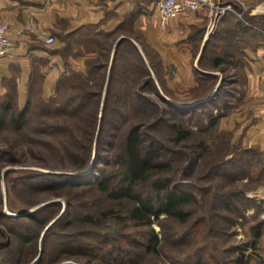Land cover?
I'll return each mask as SVG.
<instances>
[{
    "label": "rangeland",
    "instance_id": "1",
    "mask_svg": "<svg viewBox=\"0 0 264 264\" xmlns=\"http://www.w3.org/2000/svg\"><path fill=\"white\" fill-rule=\"evenodd\" d=\"M104 42L109 45L87 60V72L70 71L59 81L56 92L51 96L44 97L35 93L20 128L12 122L0 127V209L14 215L15 221H20L32 232L39 233L35 247L37 252L41 251L47 227L65 210L68 200L75 205L71 213L74 221L69 226L62 222L56 227L62 234L71 233V236H64L65 239L75 238L78 231L115 229L121 233H110L107 236L113 242L114 239H121L122 234L135 229L130 225L126 227L125 224H120L114 218L117 213L103 219L97 216L99 220L91 221L77 217L76 211L80 213L82 210L91 209L97 215L99 210L97 201L88 199L97 198L99 195L90 190H80L83 185L72 188L73 184L63 183L53 189L40 187L39 184L43 179L62 181V178L46 173H72L77 169L78 163L88 155L90 144L93 145L92 158L95 157L100 123L97 122L94 112L98 104L99 117L102 115L111 66L106 68L100 65L108 62V58L111 63L115 52L114 48L110 51V39ZM123 47L115 81L121 87L113 88L108 99V122L110 129H114L109 138L122 140L133 123H144V129L149 135L158 139L168 149V154L172 155L175 161L174 178L192 189L200 202L192 204L190 208L195 211L186 222L165 221L169 238H173L166 239L165 246L158 253H142V256L123 259L120 264H171L173 259L180 256L208 258V254L215 264H264V243L256 238L254 224L264 218V163L257 161L260 156L258 151L240 143H231L229 134L223 132L220 126L221 120L210 125L211 116L237 107L239 99L218 94L212 103L198 107L194 114L190 115L188 111L175 117L166 112L165 101L159 93L154 92L153 86L143 84L145 80L151 76L166 98L190 106L195 105L192 97L199 92L201 94L206 85L200 90L196 89L191 95L187 94L191 97L181 98L165 77V68L160 66L156 52L151 49L140 52L147 66L145 68L133 46ZM215 49L216 47L210 51L211 57L222 53L221 46L219 51ZM231 53L234 58L239 55L236 51ZM209 57L210 55L207 60L200 61V67L210 68L212 64H217ZM233 61L235 60L225 58L219 67L214 68L220 71L222 87L228 85V89H233V84L227 83L241 72L240 68L233 67ZM146 69L150 75H146ZM214 80L217 81L218 78L215 77ZM101 81L104 84L103 89L98 92ZM141 95L151 100L144 101ZM185 128H190L191 131L187 136L179 138L177 133ZM93 130L96 135L91 143L90 132ZM199 143L203 145L199 146ZM104 153L107 157L111 156L109 151ZM198 153L199 159L196 157ZM190 164L191 167L183 171V167ZM102 165L105 167L104 163ZM234 194L238 195L233 196ZM228 197L233 200L230 208L224 204ZM55 202L60 204L56 205ZM58 209L61 211L53 218H47L48 221L44 218L54 215ZM120 209L122 213L127 211L126 207ZM36 210H42L39 211L40 217L44 216L41 220L19 218L20 215ZM165 216L166 213H162L160 218ZM196 219L202 221L194 226ZM153 225L156 230H161L162 225L158 220ZM184 234L187 237L184 242H180L179 238ZM7 239V235L0 232V242H6ZM51 240L56 241L54 237H49V241ZM93 248L97 249V246ZM76 250L73 255L63 257L53 264H106L107 259L103 255H100L102 258L95 256L90 259L88 255L82 256V252ZM6 254L9 252L3 251V255ZM56 257L54 254L53 259Z\"/></svg>",
    "mask_w": 264,
    "mask_h": 264
},
{
    "label": "crops",
    "instance_id": "2",
    "mask_svg": "<svg viewBox=\"0 0 264 264\" xmlns=\"http://www.w3.org/2000/svg\"><path fill=\"white\" fill-rule=\"evenodd\" d=\"M215 2L236 11L216 19L204 7L173 16L162 28L156 0H0V20L9 24L12 40L10 49L0 52V95L14 87L21 106L35 93L53 95L70 71L87 72V60L109 45L106 39L113 52L121 38L131 40L140 52H156L181 98L203 85L205 90L192 99L209 93L208 99L216 97L223 81L214 68L225 58L234 59L233 67L241 72L227 83L233 89L225 85L219 95L240 103L223 114L220 126L231 143L258 151L257 161L264 163V0ZM212 25L215 30L209 32ZM43 31L54 34L56 41L47 43ZM219 46L222 53L211 57L210 51H219ZM233 51L239 54L235 58ZM209 55L217 64L200 67ZM254 224L256 238L264 243V218Z\"/></svg>",
    "mask_w": 264,
    "mask_h": 264
},
{
    "label": "trees",
    "instance_id": "3",
    "mask_svg": "<svg viewBox=\"0 0 264 264\" xmlns=\"http://www.w3.org/2000/svg\"><path fill=\"white\" fill-rule=\"evenodd\" d=\"M128 45L134 47V50L139 54L138 56L143 66H146L138 47L127 38L118 40L111 63L109 58L108 62L101 63L102 65L100 66H105L106 68L109 65L111 66L108 78L109 84L104 105L102 106V115L99 117L100 107L98 104L97 110L94 112L97 122L99 121L100 123L96 138L95 157L92 158L93 145L90 144L88 155L85 156L83 161L78 163L77 169L72 173H46L62 178V181H59V179H43L39 184L40 187L53 189H57L58 185L63 183L73 184L72 188L77 185H83V188H80V190H90L99 195L97 198H88L89 201H97L99 210L97 211V215L91 209V211L82 210L80 213L76 211L77 217L91 221L95 219L99 220L98 217L103 219L113 213H117L114 218L120 224H125L126 227L130 225L135 229H131L127 234H122L121 239H114L115 241L113 242L107 236L110 233L114 235L121 233L115 229L107 231H78L80 235L77 234L73 239H65L63 237L71 236V233L63 232L62 234L59 230H56V227L58 223L63 222L65 226H69L74 221V217L71 218V213L75 205L72 201L68 200L65 210L47 227L42 239L41 251L37 252L35 247L38 244L39 233L32 232L20 221H15L14 215L0 209V232L2 234L5 233L8 237L6 242H0V264H29L35 257L36 260L32 264H53L63 259V257L73 255L76 249H78L76 251L82 252V256L88 255L90 259L95 256L102 258L100 255H103L107 259V261L105 260L106 264H120L123 259L127 260L130 257H137L138 255L142 256V253H158L165 246L166 239L173 238L172 232V237L169 238V231L167 230L165 221L180 220L181 222H186L193 211H195L190 207L192 204L200 202L198 195L192 189L187 188L181 181H177L174 178L175 161L172 155L168 154L170 152H168V149L162 143L157 141L158 139L149 135L144 129V123L140 121L133 123L122 140L116 141L109 138L114 130L110 129L111 125L108 122L109 94L113 88L117 87L118 89L121 87L120 84L116 85L115 83L117 81L118 59L122 48H124L123 46ZM145 73L146 75H150L147 69ZM143 84H151L153 86L154 92L159 93L165 101L166 112L175 117H180L188 111L190 112L188 114L192 115L198 107L206 106L216 98L213 96L208 99L211 95L209 93L204 97L193 99L192 103L195 105H181L166 98L151 76ZM103 85V81H101L98 92L102 91ZM221 87L222 83L218 87L216 96L219 94ZM13 88L7 94L0 95V127L8 122H12L16 127L20 128L26 118L31 99H28L24 106L19 105L16 97L17 94ZM140 97L144 101L151 100L143 95ZM149 103L154 104L151 101ZM91 113L93 114V111ZM223 114V112H218L211 116L210 125H214L220 120ZM93 131L92 133L90 132L91 143H93L96 135L95 131ZM190 131V128H185L177 134L181 138L187 136ZM202 145L203 143H199V146ZM105 151H109L108 154L110 155L111 153V156L107 157L108 155H105ZM196 157L199 159V153ZM103 163L105 167H103ZM189 167H191V164L185 165L183 171H187ZM236 195L238 194H234L233 196ZM104 202L106 203L103 204ZM55 203L56 205L60 204V202ZM224 204L227 208H230L233 204L232 198L228 197L224 201ZM120 207H126L127 211L122 213ZM39 211L42 210L20 215L19 218L41 220L44 216L40 217ZM60 211L58 209L54 215L44 218H53ZM162 213H166V216L160 218ZM157 220L162 225L160 231L156 230L153 225V222ZM201 221L202 219H196L193 225H198ZM49 237H54L56 241H49ZM186 237L185 234L181 236L179 238L180 242H184ZM52 241L54 243H51ZM96 246L97 249H94L93 247L96 248ZM3 251L9 252V254L4 256ZM100 251L102 252L100 253ZM54 254L57 255L55 259H53ZM207 257L185 255L184 257L180 256L173 259L171 264H215L210 254Z\"/></svg>",
    "mask_w": 264,
    "mask_h": 264
},
{
    "label": "built area",
    "instance_id": "4",
    "mask_svg": "<svg viewBox=\"0 0 264 264\" xmlns=\"http://www.w3.org/2000/svg\"><path fill=\"white\" fill-rule=\"evenodd\" d=\"M159 10L160 26L166 28L171 17L184 12H195L204 7H208L210 12L217 18L228 11H236L230 4H217L215 0H156ZM239 13V12H238ZM241 14V13H239ZM214 25L211 26L209 32H212ZM45 41L54 43L56 37L54 34L43 31ZM12 46V40L9 37V24L0 20V52H6Z\"/></svg>",
    "mask_w": 264,
    "mask_h": 264
}]
</instances>
